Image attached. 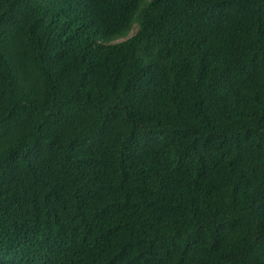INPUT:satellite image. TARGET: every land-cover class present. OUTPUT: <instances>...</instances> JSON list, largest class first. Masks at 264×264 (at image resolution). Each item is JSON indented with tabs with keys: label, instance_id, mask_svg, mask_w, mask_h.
Masks as SVG:
<instances>
[{
	"label": "trees",
	"instance_id": "obj_1",
	"mask_svg": "<svg viewBox=\"0 0 264 264\" xmlns=\"http://www.w3.org/2000/svg\"><path fill=\"white\" fill-rule=\"evenodd\" d=\"M0 264H264V0H0Z\"/></svg>",
	"mask_w": 264,
	"mask_h": 264
},
{
	"label": "rangeland",
	"instance_id": "obj_2",
	"mask_svg": "<svg viewBox=\"0 0 264 264\" xmlns=\"http://www.w3.org/2000/svg\"><path fill=\"white\" fill-rule=\"evenodd\" d=\"M135 31H136V30L133 31V34L135 33ZM120 41H122V40H120ZM120 41H119V42H120Z\"/></svg>",
	"mask_w": 264,
	"mask_h": 264
}]
</instances>
